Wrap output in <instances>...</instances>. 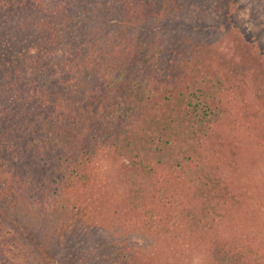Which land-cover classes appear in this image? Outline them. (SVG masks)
<instances>
[{"label":"trees","instance_id":"16d2710c","mask_svg":"<svg viewBox=\"0 0 264 264\" xmlns=\"http://www.w3.org/2000/svg\"><path fill=\"white\" fill-rule=\"evenodd\" d=\"M150 1L0 0V34L5 36L19 22L25 23L21 30L23 27L29 33L25 34L28 39L40 32V37L30 40L34 52L26 53V58L19 57L23 54L13 52L8 44L0 45V177L11 184L23 203L38 211L68 203L77 206L98 180L93 170L95 159L106 152L116 153L122 159V190L111 203V214L122 225L153 222L166 228L194 219L193 228L180 233L190 250L204 253L199 245L210 248L216 244L211 237L228 236L219 264H234L233 260L236 264H262L264 244L259 233L264 230L251 231L253 220L236 214L228 217L222 210L226 205L240 206L232 181L242 180L238 179L240 173L259 155L257 149L264 147V129L246 128L244 140L237 139L241 117L228 112L230 117L225 118L221 113L225 104L219 97L221 89L216 87L221 76L212 63L194 62L197 58L190 57L174 64L151 86L142 87L112 78L114 65L107 66L110 72L105 71L112 60L103 61L112 50L106 53L99 48L95 75L88 76L84 58L88 50L83 56L82 49L85 44L92 46L94 38H86L83 29L67 34L55 13L48 20L42 9L48 3L91 6L92 14L105 11L96 18L133 23L158 15V7ZM80 36L84 39L75 46ZM217 91L221 95L217 96ZM203 95L211 102L202 99ZM200 127L223 139L219 153L212 152L214 163L220 165L215 169L231 168L228 179L214 185L205 180L202 187L198 177H192L198 167L196 149L207 135H199ZM251 131L255 142L248 145L245 140ZM233 217L235 230L230 231V225L225 230ZM5 236L0 231V264H16L12 260L14 240ZM230 250L235 257L227 261Z\"/></svg>","mask_w":264,"mask_h":264},{"label":"rangeland","instance_id":"374dc122","mask_svg":"<svg viewBox=\"0 0 264 264\" xmlns=\"http://www.w3.org/2000/svg\"><path fill=\"white\" fill-rule=\"evenodd\" d=\"M149 3L158 7V15L133 23H116L96 18L97 14L102 16L105 11L92 14V8H89L91 6L77 8L64 3H48L42 9L48 20H52L50 15L54 12L56 21L65 26L67 34L83 29L85 37L94 38L92 46L85 44L82 49L83 56L88 50L84 57L89 65L86 73L88 76L95 75L101 56L99 48L106 53L112 50V55L103 59L104 63L108 59L112 60L105 68L106 72H110L111 68L107 66L114 65L115 69L110 72L112 78L134 81L142 87L154 84L174 64L195 57L197 61L193 60L194 62L212 63V69L219 72L221 79L218 83L221 86L216 84V87L221 89L222 95L219 91L216 94L221 95L219 97L225 104V110L221 108V113L225 114V118L230 115L241 117V128L236 129L237 139L244 140L242 133L246 128L264 129L260 128V125L264 126V0H151ZM24 24L19 22L5 36L0 34L3 39L0 45L8 44L13 52L19 50L23 54L19 56L21 58L29 57L25 56L26 53L33 54L34 47L33 44L30 45V40L33 41L38 35L40 37V32L37 35L35 31L36 35L28 39L25 34L29 33L23 27L21 30V25ZM32 25L33 22L31 33ZM121 34L123 36H119ZM83 39L82 36L77 37L75 46ZM234 84L237 86L233 87ZM229 86L232 87L231 91ZM235 95L237 97L233 98ZM201 97L209 98L211 102L210 97ZM207 120L206 118L203 122ZM215 124L217 122L211 123L213 127ZM200 128L199 135H207L205 141L204 138L200 141L199 149L195 148L198 167L193 171L192 177H198L196 181H201L202 187L205 180L214 185L217 180L228 179L227 174L231 168L221 166L215 169L219 164L214 163L212 152L219 153L223 139L219 135H212L208 128ZM245 141L252 145L255 133L249 132ZM257 150L259 155L240 173L238 179L242 180L232 179L236 180L232 182L236 186L234 193H237L236 199L241 201L240 206L226 205L222 212L228 217L233 216L231 214L244 215V219L253 220L250 230L259 232L264 230V147ZM121 161L116 153L102 154L95 159L93 165L98 180L84 193L77 206L68 203L66 207L58 205L47 207L43 211L23 203L11 184L0 177V231L6 238L14 240L13 262L123 264L133 261L138 264H214L216 261L219 264L218 259L221 260L224 254L222 249L227 248V243L223 242L229 237H211V242L215 241L216 244L210 248L201 244L198 249L204 253H195L183 242L180 234L193 228L194 219L185 225L177 223L173 227L170 224L165 228L152 225L153 222L142 225L141 222L134 224L128 221L122 225L111 214V203L122 190ZM204 171L206 176L203 175ZM236 222L233 217L225 230L228 225L230 231L235 230ZM143 227L151 229L147 231ZM220 229L223 230V227ZM263 233L259 234L264 244ZM228 254L227 261L235 257L232 250ZM250 260L251 258L248 259ZM237 262L232 261L234 264Z\"/></svg>","mask_w":264,"mask_h":264}]
</instances>
